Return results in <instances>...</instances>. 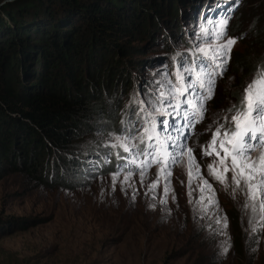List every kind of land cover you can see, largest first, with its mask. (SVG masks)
Listing matches in <instances>:
<instances>
[{"label": "rangeland", "instance_id": "obj_1", "mask_svg": "<svg viewBox=\"0 0 264 264\" xmlns=\"http://www.w3.org/2000/svg\"><path fill=\"white\" fill-rule=\"evenodd\" d=\"M159 1L163 5L167 2ZM173 1L176 16L160 13L144 26L141 35L128 39V49L115 52L116 55L111 52L112 61H119L110 80L113 86L105 94L99 90L101 98L91 100L109 104L113 127L108 132L96 127L97 118L104 114L93 113L90 106L87 115L82 116L88 122H79L80 135L67 148H77L80 156H87V165L77 164L61 171L60 163L65 162L59 156L63 152L49 146L43 156L47 168L42 177L34 178L22 171H7L0 176V264H264V230L255 235L246 231L247 217L240 207L244 197L237 195L234 200L230 190L225 191L208 175L207 165L214 157L205 156L202 151L211 137L209 126L214 129L213 122L239 101L244 85L264 62V0ZM224 16L230 17L228 35L237 38L232 59L224 76L217 80L214 97L207 101L205 118L186 134L200 174L216 191L220 207H213L210 213L228 219L227 236L210 232L207 225L212 221L207 217L194 216L188 203L185 162L175 165L170 177L176 200L169 194L167 205H163L162 186L155 190L153 200V193L145 195L147 187L141 186L138 176L133 177L134 187L121 191L117 184L112 191L108 173L122 161L113 155L105 164L102 155L109 151L103 146L108 134L125 127L121 122L127 120L135 106L131 99L150 91L153 80L159 78L154 74L174 72L173 57L192 47L194 33L201 26L211 27L209 19ZM134 45L140 49H133ZM68 157L67 154L64 158ZM155 179L153 166L145 184ZM198 184L199 179H193V198L200 195L195 190ZM153 204L155 207H150ZM213 227L220 226L213 223ZM225 240L231 248L222 255Z\"/></svg>", "mask_w": 264, "mask_h": 264}, {"label": "trees", "instance_id": "obj_2", "mask_svg": "<svg viewBox=\"0 0 264 264\" xmlns=\"http://www.w3.org/2000/svg\"><path fill=\"white\" fill-rule=\"evenodd\" d=\"M174 6L173 0H0V176L22 171L42 177L49 146L63 152L61 171L86 166L87 156L67 148L90 106L104 114L96 127H113L109 104L91 100L113 86L119 61L112 53L128 49V39L160 13L176 16Z\"/></svg>", "mask_w": 264, "mask_h": 264}, {"label": "snow or ice", "instance_id": "obj_3", "mask_svg": "<svg viewBox=\"0 0 264 264\" xmlns=\"http://www.w3.org/2000/svg\"><path fill=\"white\" fill-rule=\"evenodd\" d=\"M231 11V9H229ZM229 16L216 20L211 25L201 26L191 39L192 47L177 53L175 71L169 74L156 73L147 94H137L125 125L116 133H109L103 145L108 152L102 154L104 163L115 156L122 161L114 171L110 170L112 191L117 184L120 190L134 187V176L141 186H146L145 195L162 186L160 203L167 205L168 196L176 200L171 179L175 165L185 162L187 166L189 200L194 216L207 217L212 223L210 232L227 236L229 222L226 216L210 213L219 209L213 185L200 174L192 149L187 145L186 130H191L205 118L207 101L215 94L218 78L224 76L232 59V49L237 38L228 35ZM171 77V78H169ZM209 141L202 146L203 155L214 157L208 163V175L225 191L244 197L240 205L247 217L248 228L255 235L264 230V62L259 64L244 85L239 101L224 110V115L213 122ZM156 167V179L145 184L148 171ZM199 179L195 189L200 193L193 198L192 181ZM207 191V194H205ZM103 194V192L101 193ZM135 192L132 198L135 199ZM155 207V205H150ZM215 225L220 226L214 228ZM231 248L228 240L222 242L221 254Z\"/></svg>", "mask_w": 264, "mask_h": 264}]
</instances>
